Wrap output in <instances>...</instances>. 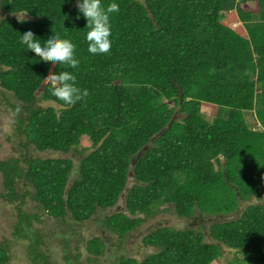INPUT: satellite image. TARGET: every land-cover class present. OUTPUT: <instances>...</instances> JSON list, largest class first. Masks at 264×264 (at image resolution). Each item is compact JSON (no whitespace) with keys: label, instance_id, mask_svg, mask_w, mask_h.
<instances>
[{"label":"trees","instance_id":"16d2710c","mask_svg":"<svg viewBox=\"0 0 264 264\" xmlns=\"http://www.w3.org/2000/svg\"><path fill=\"white\" fill-rule=\"evenodd\" d=\"M115 2L111 51L92 55L76 0H0V88L14 99L7 105L23 150L0 160V199L19 203L14 240L26 241L30 264H53L46 236L31 223L44 221L23 210L29 197L45 222L66 228L67 264H79L71 242L89 264H102L107 238L74 236L89 221L117 236L120 255L108 264H219L222 247L233 251L228 264H264V0ZM29 30L41 41L51 32L70 39L78 69L26 50L19 40ZM63 70L89 93L72 106L43 80ZM204 105L217 108L211 120ZM161 207L182 219L218 220L207 233L160 227L142 239L154 251L130 257L127 238ZM10 249L0 241V264Z\"/></svg>","mask_w":264,"mask_h":264},{"label":"rangeland","instance_id":"374dc122","mask_svg":"<svg viewBox=\"0 0 264 264\" xmlns=\"http://www.w3.org/2000/svg\"><path fill=\"white\" fill-rule=\"evenodd\" d=\"M248 8L255 10L256 6L252 3H248ZM4 17L3 13L0 11V21ZM28 19L29 17L27 15H21L19 19ZM239 24V23H238ZM238 24L232 25V27H237ZM7 101L10 103H14V99L12 98V94H8L7 92L3 91L0 88V160H7L12 157H18L19 152H23L19 148V144L22 141L19 136L16 135L14 130V125H12L11 118H12V109L10 106H8ZM41 106H52L55 108H58L55 104L51 102H45L41 104ZM201 113L205 115V117L209 120L215 117V114L217 113V108L214 106H207L204 105L201 107ZM253 121L251 120V123ZM7 138H11L10 141H7ZM23 139V137H21ZM81 146L84 147H90L91 143L86 140V138L82 139ZM92 150V149H91ZM31 152V151H30ZM31 155L33 157H39V158H68L69 156H60L59 154H52V153H36L32 152ZM77 162V161H76ZM78 165L75 164V167ZM1 175V174H0ZM1 181V177H0ZM21 184L18 185L19 193L24 189H21ZM0 191H2V186L0 182ZM258 200H254L251 203H258ZM19 203H8L7 201L0 199V241H8L10 246V261L7 264H30L26 248L27 243L24 240H14L13 238V226L15 225L18 217V212L16 209V206ZM121 204V201L119 202V205ZM123 205V203L121 204ZM120 205V207H121ZM119 207V206H118ZM245 207V206H244ZM243 207V208H244ZM122 208V207H121ZM165 207H161L160 211L157 212L155 215L151 216L150 218L144 219L143 223L140 224V226L132 232L131 236L127 238V242L122 247L123 251H126L127 254H129L130 257H134L137 259H141L147 254L152 253L154 250L151 247L144 246L142 239L150 234L151 232H154L156 229L160 227H170L178 230H182L185 228L194 229L195 231L199 230L200 228L203 229L205 233H207L208 226L211 223L216 222L218 218H212L213 221H206L203 218H196V219H182L177 217L173 211L166 212L164 210ZM118 209V208H117ZM23 210L29 214L36 213L33 206H28L27 204H24ZM39 215V214H38ZM41 215V216H40ZM40 219L44 220L43 213H40ZM142 217V216H141ZM204 221V222H203ZM33 227L37 228L42 232L44 236H46V243L43 245V250L46 251L48 257L51 260V263L53 264H67L64 261L63 257V249H65L63 244V236L60 235V232L67 236L68 234L65 232L66 228L59 227L56 231H54V226H56L52 220L47 222H43L41 224L39 223H33ZM70 225L72 223H69ZM58 226V225H57ZM78 232L74 236H79L82 240H86L89 236L97 234V235H103L105 238H107L108 243V252L103 258L102 264H108L109 260L113 258V255H120V253L117 251V243L118 239L115 234H110L105 231H103L99 226L96 224H93L91 221L86 223L83 226L77 227ZM55 234V235H54ZM53 236L52 239H50ZM73 236V237H74ZM207 239L206 242H211L212 239L206 235ZM80 241V243H81ZM83 246L81 244H76L74 242L70 243V252L72 258H74L77 254H80V258L78 259L79 264H89L87 261L88 255L86 254L85 250L82 248ZM222 255L224 256V259L220 260L219 264H228L227 261L229 259H233V251L226 247H222Z\"/></svg>","mask_w":264,"mask_h":264},{"label":"clouds","instance_id":"9594fccd","mask_svg":"<svg viewBox=\"0 0 264 264\" xmlns=\"http://www.w3.org/2000/svg\"><path fill=\"white\" fill-rule=\"evenodd\" d=\"M76 7L78 9L76 19H80L82 15L86 20L85 28L88 30L85 33V40L88 44V52L92 55L110 53L113 44L111 15L120 11L118 3L113 0L106 5L104 0H76ZM19 42L26 50L36 54L42 62L49 65H62L71 69L79 67L80 61L76 56L77 45L70 39L62 38L59 32H51L41 41L29 30L20 35ZM43 80L50 86L51 94L65 106H72L89 94L87 89L82 90L77 85L76 75L70 71H50ZM24 204L29 206L28 199H25ZM39 211L38 209V214Z\"/></svg>","mask_w":264,"mask_h":264},{"label":"flooded vegetation","instance_id":"af4514ba","mask_svg":"<svg viewBox=\"0 0 264 264\" xmlns=\"http://www.w3.org/2000/svg\"><path fill=\"white\" fill-rule=\"evenodd\" d=\"M10 159V158H9ZM22 187H21V189H24V187H23V185H21ZM23 191V190H22ZM21 191V192H22ZM26 199H28V201H29V206L31 207V206H33L34 207V210H35V212L36 213H34V214H38V209H36L37 208V203L35 202V201H33L31 198H29V197H27ZM42 211H39V214L41 213ZM43 213V212H42ZM43 217H44V220L43 221H47L49 218L48 217H46L45 215H44V213H43ZM17 220H19L18 219V217H17Z\"/></svg>","mask_w":264,"mask_h":264}]
</instances>
